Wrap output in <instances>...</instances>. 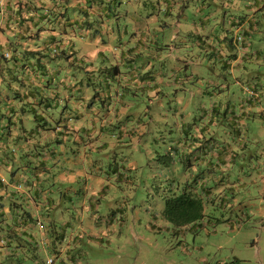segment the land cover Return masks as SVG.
Returning a JSON list of instances; mask_svg holds the SVG:
<instances>
[{"label":"crops","instance_id":"crops-1","mask_svg":"<svg viewBox=\"0 0 264 264\" xmlns=\"http://www.w3.org/2000/svg\"><path fill=\"white\" fill-rule=\"evenodd\" d=\"M20 1L0 0V264L139 240L118 197L140 181L200 199L183 236L208 207L264 221V0H58L26 31Z\"/></svg>","mask_w":264,"mask_h":264},{"label":"rangeland","instance_id":"rangeland-1","mask_svg":"<svg viewBox=\"0 0 264 264\" xmlns=\"http://www.w3.org/2000/svg\"><path fill=\"white\" fill-rule=\"evenodd\" d=\"M140 181L137 188L128 184L127 191L120 195V206L123 209V219L132 224L139 240L131 238L125 244L109 248H89L83 244L81 251L87 253L82 258L83 263L89 264H264V221L258 215L245 219L242 226L229 227L225 225L228 219L235 218L217 208H205V216L210 220H197L183 236L175 222L166 218L167 222L154 220L153 213L163 214L165 199L171 196L157 194L155 189L148 186L143 190ZM148 190V191H147ZM161 196V197H160ZM163 203L159 211L157 203ZM223 219V220H222ZM174 223V224H173ZM200 223V224H199ZM261 237L258 238L257 235ZM54 258V264L58 257ZM49 256V255H48ZM47 258V257H46ZM44 259V264H45ZM58 264V263H57Z\"/></svg>","mask_w":264,"mask_h":264},{"label":"trees","instance_id":"trees-1","mask_svg":"<svg viewBox=\"0 0 264 264\" xmlns=\"http://www.w3.org/2000/svg\"><path fill=\"white\" fill-rule=\"evenodd\" d=\"M56 1L58 0H24L23 2L20 1L17 4L16 10H14L19 18L16 27L20 31H26L30 25H37L42 21L59 23V19L51 16V13L53 12V7L56 5ZM27 8L33 13V16H31L28 20H26V18L22 16L23 12ZM66 21L67 20L64 19V22ZM37 37L38 35L29 34L28 36H22V39H36ZM20 46L21 43H14L11 55V59L13 61H17V49ZM55 50V52H57V49ZM36 53L38 52L26 49L21 52V55L22 57L29 55L34 56ZM23 65L24 64H22V66ZM164 203L165 204L163 208V215L167 219H170L175 223H189L198 219L202 215V203L200 199L195 196H192L191 194L181 193L173 197H168L167 199H165Z\"/></svg>","mask_w":264,"mask_h":264},{"label":"built area","instance_id":"built-area-1","mask_svg":"<svg viewBox=\"0 0 264 264\" xmlns=\"http://www.w3.org/2000/svg\"><path fill=\"white\" fill-rule=\"evenodd\" d=\"M235 41H236V44L241 48V49H244L245 46H244V36L240 33H238L236 36H235ZM0 180H2V174H1V171H0ZM40 224V223H39ZM41 226V225H40ZM45 264H54V258L49 255L47 256L46 260H45Z\"/></svg>","mask_w":264,"mask_h":264}]
</instances>
